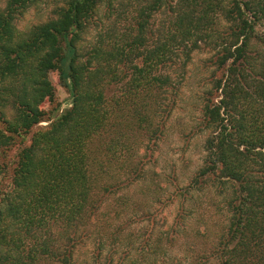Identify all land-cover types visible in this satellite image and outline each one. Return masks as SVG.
Segmentation results:
<instances>
[{"label":"trees","instance_id":"trees-1","mask_svg":"<svg viewBox=\"0 0 264 264\" xmlns=\"http://www.w3.org/2000/svg\"><path fill=\"white\" fill-rule=\"evenodd\" d=\"M3 1L0 264H79L89 245L84 264H114L120 246L130 264H178L173 237L207 194L223 220L196 233L210 242L191 263L264 264V0H61L26 31L18 21L43 0ZM198 54L212 71L208 136L183 183L151 163ZM53 77L71 96L61 115ZM155 203L180 221L137 249L128 230L153 222Z\"/></svg>","mask_w":264,"mask_h":264},{"label":"rangeland","instance_id":"rangeland-1","mask_svg":"<svg viewBox=\"0 0 264 264\" xmlns=\"http://www.w3.org/2000/svg\"><path fill=\"white\" fill-rule=\"evenodd\" d=\"M61 0H43L38 5L32 7L27 14L18 21L17 27L21 31H26L32 26L45 22L51 15L56 6L59 5ZM130 3V2H124ZM0 6H4V1L0 0ZM207 55L198 54L195 56L193 65L190 67L187 86L185 88L183 102L180 108L175 112L174 117L169 122L168 135L165 137L159 149L155 152V157L152 158V163L156 165L157 170L164 171L165 173H173L175 170L181 175L183 183L187 178L191 176L195 170L202 163L204 155V143L208 136V133L201 132L199 126L202 122L201 107L202 100L201 95L204 90L209 88V77L212 71L206 67L204 61ZM53 83L56 87V102L58 103L59 111L61 115L68 108H70L71 96L62 88L56 77H53ZM46 104V107H49ZM50 122H43L39 125V128H45ZM30 145V136L23 142L22 139H17L15 144L11 146L6 152L4 163L15 164L19 149L23 146ZM8 183V180L5 181ZM140 201H145L144 196L139 195ZM214 197L211 194L203 195L198 199V203L195 207L196 214L194 217L189 218L186 222V233L180 237L175 238V244L171 245V252L173 255H178V264H190L197 257V254L201 252H193L190 250L194 246L199 247L201 244L210 242L209 238H196L197 232L207 231V226L214 228L218 223H221L223 218L221 214L214 207ZM153 217L150 224L145 218V221H140L134 224L128 232H133L137 239L136 248H142L146 242L150 243L155 239L157 231H166L169 226L179 222L178 211L175 207L164 208L159 203L152 205ZM178 219V220H177ZM208 232V231H207ZM210 232H208L209 234ZM94 247L91 245L81 250L78 254V263L84 264L90 260L91 253L94 252ZM187 250V252H186ZM111 251V250H110ZM114 258V264H130L128 259V251L126 246L118 247V250L108 252V254ZM104 255V258L108 256ZM132 256L131 259H135ZM130 258V257H129ZM193 259V260H191ZM193 264V263H191ZM209 264H217L216 261H212Z\"/></svg>","mask_w":264,"mask_h":264}]
</instances>
